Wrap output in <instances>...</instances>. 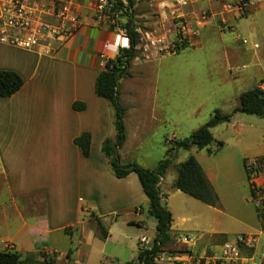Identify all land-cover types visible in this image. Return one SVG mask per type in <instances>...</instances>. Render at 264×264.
Returning a JSON list of instances; mask_svg holds the SVG:
<instances>
[{"label": "crops", "instance_id": "obj_1", "mask_svg": "<svg viewBox=\"0 0 264 264\" xmlns=\"http://www.w3.org/2000/svg\"><path fill=\"white\" fill-rule=\"evenodd\" d=\"M60 1L73 5L82 15V25L70 40L53 43L50 54L45 47L25 50L0 43V71L16 72L24 80L18 93L0 98V251L38 257L46 254L59 264H89L90 246L95 241L107 242L113 237L103 221L104 215L136 210L146 204L149 208V200L138 176L132 173L117 178L102 152L104 141L116 135L114 111L106 99L96 94L95 86L104 69L102 55L107 59L119 55L116 49L107 47L114 43L115 32L95 23L91 8L94 0ZM241 3L248 4L245 13L238 9ZM182 12L190 29L195 28L200 14L208 13L196 45L189 49L202 50L209 37L217 39L225 52L226 69L231 78L235 77L232 72L235 60L244 56L264 57V0H191ZM136 13L141 22L158 25L148 20L152 14L148 4H139ZM162 27L172 29L173 24L167 22ZM246 37L253 40L251 48L244 47L249 44ZM171 56L175 55L155 56L149 61L134 60L129 74L120 80V103L126 109V141L119 150L123 163L136 162L152 170L154 168L136 157L148 138L154 132L160 137L161 155L157 164L169 149L168 142L178 139L179 115H149L150 106L155 107L159 98L156 64ZM260 81L264 82V76ZM259 87L264 88V83ZM75 103L85 104L86 109L75 111ZM197 116L188 115V118ZM86 132L92 136L88 157L74 144V140ZM197 150H189V156L196 160L200 154V149ZM203 150L209 155L216 154ZM198 162L220 201L219 167ZM166 176L160 189L162 200L169 208L175 196L185 193L173 188L176 174L168 191L162 190ZM248 188L253 203L256 200L252 198L249 181ZM169 190L172 191L170 196ZM253 204L259 220L258 235L264 241L259 207ZM169 209L173 216L172 234L185 244L179 238L186 233L184 223L191 222L192 217L180 214L176 223L173 210ZM144 213H137L136 221L130 220L129 225L145 227L146 221L138 217ZM116 219L115 222L119 218ZM99 221L108 231L106 239L102 238ZM236 236L228 233L213 238L224 243ZM213 238L195 242L193 246L212 244ZM139 239L136 238L137 244ZM245 258L255 261L248 256Z\"/></svg>", "mask_w": 264, "mask_h": 264}, {"label": "rangeland", "instance_id": "obj_2", "mask_svg": "<svg viewBox=\"0 0 264 264\" xmlns=\"http://www.w3.org/2000/svg\"><path fill=\"white\" fill-rule=\"evenodd\" d=\"M246 38L249 44L244 47L251 48L253 40ZM158 64L156 65L159 70V98L155 107L150 106L149 115H179L178 139L191 136L195 130L212 118L216 110H221L224 114H233L234 109L239 105V97L244 92L262 84L260 80L264 76V57L255 59L244 56L233 62L232 72L235 77L231 78L230 72L226 69L223 47L217 39L212 37L206 40L204 49H186L179 55L168 57ZM188 115L198 116L188 118ZM233 115L231 124H220L212 129L216 140L222 141L224 146L218 148L214 145L215 155H209L204 150H200L198 155V160H201L204 166L219 167L217 181L219 204L209 208L195 198L181 194L170 201L169 208L173 210L176 223L179 222L180 214L192 217L191 222L184 223L183 230L186 233H183L182 238L192 237L194 242H198L228 233L250 235L256 240L255 248L244 251V256L253 258L256 263L264 264V241H261L258 235L259 220L253 204L259 207L264 219V200L259 205L258 200L251 202L244 167V160L264 155V118L242 113ZM159 140V135L154 132L148 138V143L138 150L136 155L140 162L154 169L161 155ZM189 155L187 150H177L174 165L167 173V182L162 190L168 191L171 181L175 179V165L187 160ZM142 156L147 160L140 159ZM258 183L264 186V182ZM171 193L172 191L169 190L168 195L170 196ZM146 209H149L147 204L137 207L136 210L104 215L103 221L108 230L111 229L113 237L107 242L95 241L90 246L89 264H126L135 260L137 249H145L148 246L141 242L142 237H147L150 240L149 246L152 247L157 234V223L149 212L144 213ZM137 213H144L138 217L146 221L145 227L129 225L130 220L136 221ZM117 215L119 219L115 222ZM262 225L264 226V221ZM136 238H140L138 244ZM213 239L215 241H212V244L188 246L181 244L178 237L173 236L171 243L164 248V251L178 254L182 258L186 253L197 257L223 244L217 241L218 238ZM28 256L38 259V255L35 254ZM56 264L59 262L56 261Z\"/></svg>", "mask_w": 264, "mask_h": 264}, {"label": "built area", "instance_id": "obj_3", "mask_svg": "<svg viewBox=\"0 0 264 264\" xmlns=\"http://www.w3.org/2000/svg\"><path fill=\"white\" fill-rule=\"evenodd\" d=\"M191 0H94L91 3L93 19L102 27L115 32V41L107 45L119 53L136 50L137 61H149L155 56L176 55L181 51L193 48L200 36V30L209 18L207 12L198 16L195 28L190 29L188 21L182 12ZM250 1V0H248ZM146 3L151 7L152 14L148 20L155 21L157 26L141 22L136 13L139 4ZM248 4L241 3L238 9L246 12ZM171 22L172 29L162 27ZM82 15L78 9L68 2L60 0H0V43L25 50L47 48L55 42H66L80 29ZM172 34V37L169 36ZM136 40L134 44L133 41ZM246 43V41H244ZM108 60L102 55V66L105 68ZM246 171L251 182L256 186L258 205L264 200V186L259 185L264 179V161L248 160ZM141 242L148 244L145 249H151L150 240L142 237ZM188 246L194 245L192 237H181ZM256 240L250 235H237L220 246L201 256L186 253L178 254L163 251L154 257L155 264H259L247 261L244 251L255 248Z\"/></svg>", "mask_w": 264, "mask_h": 264}, {"label": "trees", "instance_id": "obj_4", "mask_svg": "<svg viewBox=\"0 0 264 264\" xmlns=\"http://www.w3.org/2000/svg\"><path fill=\"white\" fill-rule=\"evenodd\" d=\"M133 43H136L134 39ZM137 53L134 47L130 50L120 52L115 59L108 60L104 69L101 70L96 81V94L106 99L114 111V127L116 135L114 139L107 138L102 146L103 154L109 159L113 174L119 178H125L135 173L141 183L142 189L149 200V214L156 220V237L151 249L138 248L137 258L126 264H155L154 257L164 251V248L173 239L172 222L173 216L168 206L162 200L160 184L165 178L169 169L174 165L175 152L177 150H191L197 147L200 150L206 149L210 154L216 153L213 146L222 148L224 143L216 140L212 129L220 124H231L233 114L242 113L255 115L264 118V88L255 86L244 92L239 97V105L234 109L233 114H224L221 110H216L212 118L199 129L195 130L191 136L185 139H175L169 141V149L164 158L153 170L146 169L136 162L123 163L119 150L126 141L125 114L126 109L120 103L119 86L120 80L128 75V69ZM264 82H262L263 84ZM24 85L23 78L13 71H0V98H10L18 93ZM75 111H83L86 105L75 103ZM92 136L86 132L74 140L85 157L90 155ZM260 162L264 157L257 158ZM244 166L246 170V163ZM176 179L173 188L195 198L196 200L216 207L219 202L218 195L209 183L200 163L194 156H189L187 160L175 165ZM247 173V171H246ZM247 178L251 186L252 198L256 199V186L251 182L250 175ZM258 208V215L264 221L262 213ZM119 215L116 216L118 218ZM262 221V222H263ZM102 238L106 239L108 231L99 221ZM0 264H56V261L46 254H40L38 259L16 252L0 251Z\"/></svg>", "mask_w": 264, "mask_h": 264}]
</instances>
